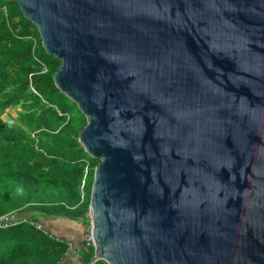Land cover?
I'll list each match as a JSON object with an SVG mask.
<instances>
[{
	"label": "water",
	"instance_id": "1",
	"mask_svg": "<svg viewBox=\"0 0 264 264\" xmlns=\"http://www.w3.org/2000/svg\"><path fill=\"white\" fill-rule=\"evenodd\" d=\"M7 1L87 118L89 264H264V0Z\"/></svg>",
	"mask_w": 264,
	"mask_h": 264
},
{
	"label": "trees",
	"instance_id": "2",
	"mask_svg": "<svg viewBox=\"0 0 264 264\" xmlns=\"http://www.w3.org/2000/svg\"><path fill=\"white\" fill-rule=\"evenodd\" d=\"M61 64L18 3L0 0V216L16 214L20 221L0 228V264H60L66 257V242L25 220L65 218L90 226L84 190L99 160L79 143L86 116L54 82ZM8 110L17 117L4 118ZM82 252L89 264L95 247L86 242Z\"/></svg>",
	"mask_w": 264,
	"mask_h": 264
},
{
	"label": "crops",
	"instance_id": "3",
	"mask_svg": "<svg viewBox=\"0 0 264 264\" xmlns=\"http://www.w3.org/2000/svg\"><path fill=\"white\" fill-rule=\"evenodd\" d=\"M40 223L59 240H64L67 244H73V249L69 253L67 252L66 257L60 264H85L82 250L86 244L87 226L82 221L65 218H48L41 219Z\"/></svg>",
	"mask_w": 264,
	"mask_h": 264
},
{
	"label": "built area",
	"instance_id": "4",
	"mask_svg": "<svg viewBox=\"0 0 264 264\" xmlns=\"http://www.w3.org/2000/svg\"><path fill=\"white\" fill-rule=\"evenodd\" d=\"M83 196H84V194H83ZM25 222L31 224L37 230L41 231L45 235H48V236L50 235V233L47 231V229L44 227V225L41 224L40 222H35V221H32V220H25ZM19 223H20V221H19V218L17 217L16 214H5V215L0 216V228H4V227H7V226H12V225H17ZM85 241L87 243H92L93 244V239H92V236H91V231H89L86 234ZM68 246H69V249H68V253H69L73 249V244L72 243H69Z\"/></svg>",
	"mask_w": 264,
	"mask_h": 264
},
{
	"label": "rangeland",
	"instance_id": "5",
	"mask_svg": "<svg viewBox=\"0 0 264 264\" xmlns=\"http://www.w3.org/2000/svg\"><path fill=\"white\" fill-rule=\"evenodd\" d=\"M9 113H11V115L13 116V117H17V111H15V110H8V111H6V113L3 115V117L4 118H6L7 117V115L9 114ZM96 168V167H95ZM95 168H94V170H95ZM91 171H93V168L91 169ZM93 182H94V173L92 174H90V176L88 177V179H87V183H86V188H85V190H84V192L87 194V198H88V195L90 194L91 195V190H92V186H93ZM83 190V188H81V191ZM59 219V218H58ZM84 224V223H83ZM87 228V233L89 232V231H91V226H87L86 227ZM50 233V232H49ZM86 233V234H87Z\"/></svg>",
	"mask_w": 264,
	"mask_h": 264
}]
</instances>
